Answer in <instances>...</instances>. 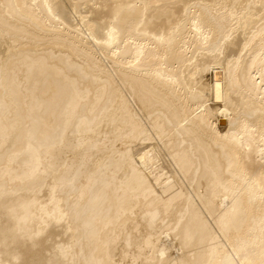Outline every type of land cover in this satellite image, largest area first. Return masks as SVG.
<instances>
[{
    "label": "bare ground",
    "instance_id": "obj_1",
    "mask_svg": "<svg viewBox=\"0 0 264 264\" xmlns=\"http://www.w3.org/2000/svg\"><path fill=\"white\" fill-rule=\"evenodd\" d=\"M0 264H264V0H0Z\"/></svg>",
    "mask_w": 264,
    "mask_h": 264
},
{
    "label": "rangeland",
    "instance_id": "obj_2",
    "mask_svg": "<svg viewBox=\"0 0 264 264\" xmlns=\"http://www.w3.org/2000/svg\"><path fill=\"white\" fill-rule=\"evenodd\" d=\"M83 8H84V6L81 7V9H83ZM73 15H74V17H73ZM77 16H78V15H77ZM77 16H76V14H72V17H73V18H72V21H73V23H77V22L80 23V22H79V17H77ZM77 18H78V19H77ZM61 195L63 196V191H61Z\"/></svg>",
    "mask_w": 264,
    "mask_h": 264
}]
</instances>
